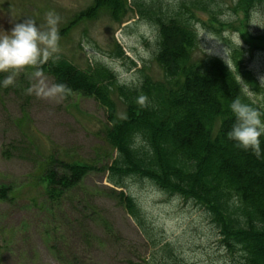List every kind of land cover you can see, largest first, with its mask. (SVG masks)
I'll list each match as a JSON object with an SVG mask.
<instances>
[{
  "label": "rangeland",
  "instance_id": "obj_1",
  "mask_svg": "<svg viewBox=\"0 0 264 264\" xmlns=\"http://www.w3.org/2000/svg\"><path fill=\"white\" fill-rule=\"evenodd\" d=\"M154 1L171 15L181 0ZM232 1L219 0L218 24L207 13L192 10L199 38L194 57H216L231 66V50L239 48L260 87L258 92L248 88L246 94L264 108V49L248 38L264 31V9L245 20L231 10ZM92 3L0 0V28L9 30L25 16L43 24L45 13L53 11L60 17L53 55L84 71L101 64L125 85H135L143 77L161 81L163 73L154 60L156 29L134 11L122 24L102 12L61 34ZM118 47L126 59L115 57ZM54 86L53 78L35 65L20 71L12 85L0 87V188H8L7 198L0 200V264H235L220 247L217 231L202 209L167 196L146 180L129 178L123 191L139 209L141 230L107 183L104 169L116 153L104 141L105 110L92 98L63 96ZM114 100L120 113L122 106ZM49 157L97 170L52 205L41 196L38 184Z\"/></svg>",
  "mask_w": 264,
  "mask_h": 264
},
{
  "label": "trees",
  "instance_id": "obj_2",
  "mask_svg": "<svg viewBox=\"0 0 264 264\" xmlns=\"http://www.w3.org/2000/svg\"><path fill=\"white\" fill-rule=\"evenodd\" d=\"M230 8L247 20L264 9V0H233ZM221 9L219 0H181L169 15L154 0H93L61 30L65 34L76 23L94 20L102 12L122 24L128 12L134 11L156 29L154 60L163 73L161 81L143 77L135 85L121 84L101 64L84 71L61 55L38 63L36 69L51 76L54 85H63L57 89L63 96L92 98L105 110L104 141L116 153L104 169L107 183L141 230L139 209L123 191L129 178L146 180L167 196L202 209L217 231L220 247L235 264H264V136L258 158L251 149L235 146L226 135L233 120L228 104L235 97L264 114L239 81L255 92L259 84L239 48L231 50V66L216 57H194L199 38L192 10L207 13L217 23L215 16ZM248 38L264 49V31ZM115 57L126 59L119 47ZM141 96L145 97L143 106L138 103ZM114 97L122 106L120 113ZM95 170L93 165L49 157L38 180L41 196L52 205L59 204ZM7 194L8 188L1 187L0 200Z\"/></svg>",
  "mask_w": 264,
  "mask_h": 264
},
{
  "label": "clouds",
  "instance_id": "obj_3",
  "mask_svg": "<svg viewBox=\"0 0 264 264\" xmlns=\"http://www.w3.org/2000/svg\"><path fill=\"white\" fill-rule=\"evenodd\" d=\"M59 20L60 17L55 12L48 11L45 13L43 24H38L32 17L25 16L20 22H13L9 30L0 28V73L5 74L0 79V87L12 85L20 71L49 59L57 52ZM143 55L145 58L148 57L147 52ZM239 83L242 90L247 93V84L242 79ZM260 83L264 85V77L260 78ZM54 87L62 89L63 85ZM27 91L30 93L31 88ZM144 102L145 97L138 98V103L142 106ZM228 109L233 120L226 133L227 138L241 149H251L259 158L260 137L264 136V119L261 117L264 114L250 103L243 102L239 96L232 99Z\"/></svg>",
  "mask_w": 264,
  "mask_h": 264
}]
</instances>
